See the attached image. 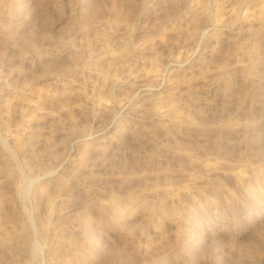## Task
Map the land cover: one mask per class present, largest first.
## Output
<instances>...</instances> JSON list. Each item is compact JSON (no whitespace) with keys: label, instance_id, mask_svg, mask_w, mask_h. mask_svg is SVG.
I'll return each instance as SVG.
<instances>
[{"label":"rangeland","instance_id":"374dc122","mask_svg":"<svg viewBox=\"0 0 264 264\" xmlns=\"http://www.w3.org/2000/svg\"><path fill=\"white\" fill-rule=\"evenodd\" d=\"M0 264H264V0H0Z\"/></svg>","mask_w":264,"mask_h":264}]
</instances>
